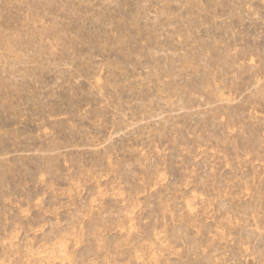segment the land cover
I'll list each match as a JSON object with an SVG mask.
<instances>
[{"label": "rangeland", "instance_id": "rangeland-1", "mask_svg": "<svg viewBox=\"0 0 264 264\" xmlns=\"http://www.w3.org/2000/svg\"><path fill=\"white\" fill-rule=\"evenodd\" d=\"M0 264H264V0H0Z\"/></svg>", "mask_w": 264, "mask_h": 264}]
</instances>
